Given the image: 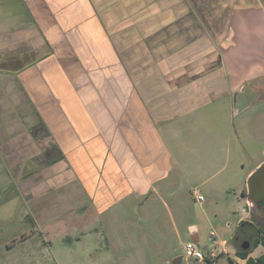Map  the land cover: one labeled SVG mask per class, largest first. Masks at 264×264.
I'll use <instances>...</instances> for the list:
<instances>
[{
  "label": "crops",
  "instance_id": "obj_1",
  "mask_svg": "<svg viewBox=\"0 0 264 264\" xmlns=\"http://www.w3.org/2000/svg\"><path fill=\"white\" fill-rule=\"evenodd\" d=\"M255 5L257 0H0V119L6 117L0 157L31 148L26 167L42 175L24 192L29 203L50 198L42 217L57 229L84 225L89 235L103 233L116 258L113 244L123 242L112 225L142 223L141 212L155 211L157 203L168 200L178 209L187 192L193 198L198 192L193 174L209 165L204 153L192 155L189 125H203L209 105L226 101L241 122L232 128L247 154L244 137L254 141L250 127L264 124V68L242 80L247 65L236 64L242 57L234 47L237 35L248 44ZM9 44L14 47L4 53ZM236 93L245 108L234 115ZM17 107L27 113L24 122ZM18 124L28 133L24 147L17 145ZM262 155L245 179L264 165V149ZM240 195L249 204L248 190Z\"/></svg>",
  "mask_w": 264,
  "mask_h": 264
},
{
  "label": "rangeland",
  "instance_id": "obj_2",
  "mask_svg": "<svg viewBox=\"0 0 264 264\" xmlns=\"http://www.w3.org/2000/svg\"><path fill=\"white\" fill-rule=\"evenodd\" d=\"M257 1L259 5H255L256 8L249 13L251 23L254 24L248 31V44L244 43L240 35L235 37L234 55L242 57L235 58L236 64L238 62L247 65L245 75L240 74L242 80L264 68V0ZM236 26L235 24V31ZM238 26L240 30L241 25ZM249 60H255L256 63L250 61L247 64ZM19 103L17 105H20ZM16 110L17 116L23 121L27 116L26 111L18 107ZM204 112L207 120L205 119V122L203 120V125H189L191 127L189 144L192 149L195 148L192 155H198L199 158L203 157L204 153L209 165L206 170L194 173L192 179L193 186L204 201H195L187 192L178 209L177 205L174 206L167 200L165 203H157L155 211L141 212L145 217L142 223L124 221L122 224L112 225L109 230L117 228L118 235L115 238L123 242L122 247L117 243L113 244L116 251L112 254L117 256L116 258L105 248L103 233L98 236L89 235L84 225H81L78 231L71 227L57 229L55 221L42 217L50 206L45 201L48 202L50 198L47 200L44 197L38 198L37 202L29 203L32 199L25 194L24 186L21 190L18 180L10 179L1 167L0 264L241 263L235 255L236 248L239 247L236 240L240 237L237 231L240 223L252 222L254 226H260L251 211V205L249 207L240 193L246 192L249 187L247 179L250 176L245 179L246 174L262 159L264 124L254 123L255 125L250 127L254 141L244 137L246 154L239 150L235 139L234 129L240 127L241 122L229 113L226 101L209 105ZM1 120L6 122L4 114ZM232 125L235 128H232ZM15 130L17 136L20 135L17 145L23 146L20 141L27 137L28 133L23 134L26 129L23 131L22 124L16 125ZM22 134L24 136H21ZM192 158L195 157L191 156ZM239 163L243 164V170L240 169ZM26 173L28 168L24 167L22 175ZM255 178L254 184L264 182V171ZM213 186L217 187V193L216 190L213 191ZM211 193H216L217 196L212 197ZM242 210L246 213L243 214ZM174 225L177 226V230ZM189 227L192 228L191 233ZM255 237L252 234L249 240L247 239L249 245ZM188 242L196 243L201 250L207 247L209 251L215 253V258L210 263L187 259L184 246ZM208 253L204 252L206 258ZM260 253L262 248L259 246L253 251L252 256L257 257Z\"/></svg>",
  "mask_w": 264,
  "mask_h": 264
},
{
  "label": "flooded vegetation",
  "instance_id": "obj_3",
  "mask_svg": "<svg viewBox=\"0 0 264 264\" xmlns=\"http://www.w3.org/2000/svg\"><path fill=\"white\" fill-rule=\"evenodd\" d=\"M5 47L4 53H7V51L14 46ZM17 46V45H15ZM20 49V44L18 45ZM17 46V47H18ZM26 118H23V122ZM26 133V132H24ZM26 135V134H24ZM23 134L21 136H24ZM29 142L28 138L25 137L21 139L20 143H23V147L25 143ZM21 146V145H20ZM22 147V146H21ZM31 148L29 146H26V148H20L18 150V155H12V156H1V161L3 162V165L1 163L0 168L3 167L6 174L9 176L10 179L14 181V179L18 180V183H20L19 188L22 190L23 186L24 188L27 186H37L40 183V178L42 175V171L39 170L36 171H28V173L22 175L24 167H26L27 159L31 157L30 155ZM52 155L47 156V158H51ZM17 164V165H15ZM39 161L37 162V165H35V168L38 167ZM24 184V185H23ZM31 190V189H30ZM253 201H255L257 207L252 209V213L255 216V220H257L260 223L259 225L254 226V224L251 222L249 226L245 227H239L237 231L239 232L240 237L236 240L238 242L239 247L241 248L245 242L247 245L249 244V241L247 242V239L249 240V237L253 234L255 235L257 230L264 229V182H259L258 184H255L253 187ZM262 224V225H261Z\"/></svg>",
  "mask_w": 264,
  "mask_h": 264
},
{
  "label": "trees",
  "instance_id": "obj_4",
  "mask_svg": "<svg viewBox=\"0 0 264 264\" xmlns=\"http://www.w3.org/2000/svg\"><path fill=\"white\" fill-rule=\"evenodd\" d=\"M250 223L241 222L239 227L249 226ZM239 229V228H238ZM255 238L247 249L242 250L240 247L236 248L235 255L240 260H244L245 264H264V229L257 230ZM262 248V254L257 258L250 257V254L257 248ZM211 260L206 259V262L210 263ZM231 262V261H230ZM231 264H233L231 262Z\"/></svg>",
  "mask_w": 264,
  "mask_h": 264
},
{
  "label": "built area",
  "instance_id": "obj_5",
  "mask_svg": "<svg viewBox=\"0 0 264 264\" xmlns=\"http://www.w3.org/2000/svg\"><path fill=\"white\" fill-rule=\"evenodd\" d=\"M194 199L197 202H202L203 201V197L200 196L199 194L195 193L194 194ZM243 214L246 213L243 210L241 211ZM209 252V253H208ZM184 253H185V257L187 259L190 260H194L197 262H204L206 261V259L208 260H212L215 258V253L213 251H207L208 253V257L206 258V256L204 255V252L200 249V247L194 243V242H188L185 244L184 246Z\"/></svg>",
  "mask_w": 264,
  "mask_h": 264
},
{
  "label": "water",
  "instance_id": "obj_6",
  "mask_svg": "<svg viewBox=\"0 0 264 264\" xmlns=\"http://www.w3.org/2000/svg\"><path fill=\"white\" fill-rule=\"evenodd\" d=\"M238 95H239V93H236L235 95H234V97H233V109H234V115L235 114H237L238 112H240V111H242L245 107H242V105H241V101H240V99H238ZM262 171H264V165L263 166H261L258 170H256L254 173H253V175L248 179V181H247V183L249 184V187H248V200H249V207H250V205H251V208L253 209V208H255V207H257V205H256V203H255V201H253V187H254V183H253V179H256L255 177L260 173V172H262ZM259 182H261V181H259ZM258 182V183H259ZM258 183H256V184H258ZM252 209H251V211H252ZM248 246H249V244L247 245V243L245 242V244L241 247V249L242 250H245V249H247L248 248ZM203 252H207V249L206 248H204L203 249Z\"/></svg>",
  "mask_w": 264,
  "mask_h": 264
}]
</instances>
